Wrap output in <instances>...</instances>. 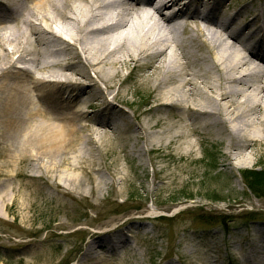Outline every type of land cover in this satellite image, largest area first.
<instances>
[{"label": "bare ground", "instance_id": "1", "mask_svg": "<svg viewBox=\"0 0 264 264\" xmlns=\"http://www.w3.org/2000/svg\"><path fill=\"white\" fill-rule=\"evenodd\" d=\"M230 1L0 0V172H32L65 196L98 201L105 187L84 161L104 135L74 102L118 92L142 70L132 79L148 95L143 112L182 109L230 148L257 143L264 2L238 14L224 8ZM141 127L146 133L153 125L143 119ZM239 230L227 254L264 264V222Z\"/></svg>", "mask_w": 264, "mask_h": 264}, {"label": "rangeland", "instance_id": "2", "mask_svg": "<svg viewBox=\"0 0 264 264\" xmlns=\"http://www.w3.org/2000/svg\"><path fill=\"white\" fill-rule=\"evenodd\" d=\"M263 2L224 8L240 14ZM142 72L118 92L74 102L104 135L84 161L105 187L98 201L65 196L32 172H0V264H249L227 252L241 227L264 222V132L236 150L182 109L143 112L148 95L132 79ZM143 119L153 125L146 133Z\"/></svg>", "mask_w": 264, "mask_h": 264}, {"label": "trees", "instance_id": "3", "mask_svg": "<svg viewBox=\"0 0 264 264\" xmlns=\"http://www.w3.org/2000/svg\"><path fill=\"white\" fill-rule=\"evenodd\" d=\"M206 158H208L207 156H206ZM255 182V181H254ZM249 186H251V184L249 185ZM252 187V186H251Z\"/></svg>", "mask_w": 264, "mask_h": 264}]
</instances>
